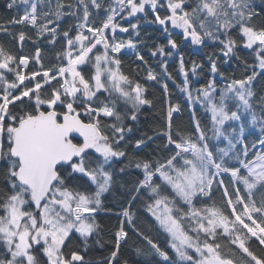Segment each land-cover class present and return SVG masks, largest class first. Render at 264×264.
<instances>
[{"label": "snow or ice", "instance_id": "1", "mask_svg": "<svg viewBox=\"0 0 264 264\" xmlns=\"http://www.w3.org/2000/svg\"><path fill=\"white\" fill-rule=\"evenodd\" d=\"M21 3L23 14L0 23V34L10 37L13 46L18 43L20 51L33 36L51 37L49 43L55 45L60 35L63 44L54 62L46 66L41 47L35 46L30 55H19L14 47L0 43V176L6 187L0 194V264H91L81 251L65 249L75 234L86 243L98 230L95 217L102 208V197L114 183L113 173L105 166L125 157L120 144L133 131L128 122H135L140 108L151 104L146 88L121 71L118 54L136 45L132 40L125 44L116 39L118 30L129 31L117 18L147 15L146 6L165 32L170 24L182 29L183 37L194 45H201L205 38L217 40L226 57L236 48L230 35L236 30L244 47L256 52L258 63L246 65L251 75L226 83L219 90V99L214 81L196 89L195 99L211 114V137L195 118L194 109L191 128L174 130L173 115L180 108H168L160 136L171 154L163 162L136 163L144 178L134 189L137 195L132 203L119 214L123 219L115 233L116 248L104 264H128L119 255L121 242L126 243L129 235L125 224L145 244L136 249L138 256H159L163 264H172L168 253L135 227L132 207L141 193L147 195L143 202L146 213L166 234L177 264H264V99L260 101L262 115L257 117L250 87L257 67L264 70V26L253 23L259 13L249 0H196L191 10H186L185 0H112L107 8L101 0ZM15 4L12 0L8 8ZM161 7L168 15H159ZM91 10L102 18L93 19ZM61 17L77 23L61 34ZM18 26L33 34L12 31ZM130 26L137 28L136 24ZM168 45L177 48L175 40L169 39ZM158 52L165 54L163 47ZM137 58L144 60L139 54ZM209 60L215 73L216 63ZM30 65L38 68L33 70ZM161 67L170 78L167 65ZM196 67L194 64L193 73ZM180 71L185 77L182 91L191 102L182 57ZM146 80L159 83L150 70ZM162 88L167 92L168 85L164 83ZM230 102H235V111L228 109ZM227 121L236 125L230 131ZM249 123L259 125L260 131L261 150L251 159L245 143ZM74 133L83 138L82 143L74 142ZM143 144L137 140L135 148L140 150ZM251 147L255 150L257 145ZM89 149L99 154L98 160L102 158L96 166L85 159ZM76 176L86 178L95 190L72 184ZM224 176L229 177L228 184ZM216 191L222 202L209 203ZM144 264H152L151 259Z\"/></svg>", "mask_w": 264, "mask_h": 264}, {"label": "trees", "instance_id": "2", "mask_svg": "<svg viewBox=\"0 0 264 264\" xmlns=\"http://www.w3.org/2000/svg\"><path fill=\"white\" fill-rule=\"evenodd\" d=\"M12 0H0V23H7L11 18L17 17L23 14L24 5L21 0H16V4L13 8H8V4ZM68 3L70 0H63ZM74 2V0H71ZM103 7L107 8L112 0H101ZM164 3L167 0H163ZM189 5L186 10H191L195 7L196 0H185ZM252 4L253 11L259 13L254 19L253 23L257 26H264V0H249ZM150 6L146 7L147 15L144 13H137L134 17L126 19L117 18L118 23L125 28H128L127 33L117 31V41H123L127 44L128 40H132L136 45L134 48L143 56L144 60L140 61L137 56L131 54H119L118 58L121 60V71L129 76L134 81H139L145 88V96L151 101L150 105H144L140 108L137 113V120L135 122H128V125L132 127L133 131L126 136V139L121 142L120 150L126 153L125 157L120 158L118 161L111 162V166H105L106 170L113 173L114 183L108 193H105L102 197V208L96 215L95 219L99 225L98 230L88 238L85 243L84 239L79 237V234H75L71 241L68 242L65 251L79 250L85 255L86 260L90 261L91 264H104L106 259L110 256V253L115 250V233L121 226L123 219L119 214L124 208L129 207L132 203V197L136 196L137 193L134 191L138 187V182L143 180L144 173L142 168H136L137 162L142 161H160L163 162L171 153L168 148L165 147L166 140L160 136L166 124V113L170 106H179L180 112L173 115V129L174 130H189L191 128V116L193 109L195 110V118L200 121L201 126L207 131L209 137L212 136L211 132V115L203 107H193L191 109V103L182 92L184 87V75L180 71V61L183 58L184 68L187 71L188 85L190 90L202 88L209 81H214L217 93L216 98L219 97V90L223 86L233 79H242L246 75H251V71L246 69L247 66L257 64L256 52L253 49H247L244 47V41L240 39L236 30L230 33L231 38L236 41V48L234 52L229 56H224L221 52V45L217 40L211 38H205L204 42L197 47L191 43L190 39H185L181 31L172 30L171 25H168V31L165 32L161 25L154 22V14L149 10ZM93 12V19H99L102 17L96 16V10ZM159 15L162 17L168 15L163 7L158 10ZM82 15V13H80ZM77 21L67 17H61L59 21L60 33L67 30L70 26L75 25ZM131 24H136L137 28L132 29ZM21 30L28 31L29 35H32V31L26 29L24 26H18L12 29L14 32ZM224 37H221L223 39ZM51 37H41L36 39L33 36L32 40L24 42L22 51L19 50L20 45L17 43L14 46L10 43L11 38L5 37L0 34V43H4L7 47H14L19 55H30L34 53L35 46H39L42 49V56L46 66L50 62H54L55 53L59 51L63 40L60 35L57 36L56 44L49 43ZM175 40L177 43L176 49H171L168 45V40ZM35 41V44H34ZM163 47L164 55H160L158 49ZM256 46H254L255 48ZM156 51L155 56L152 52ZM171 52V55L168 53ZM215 61L217 71L213 73L211 71V62ZM162 64L167 65V74L170 78L162 71ZM196 65V70L193 73L192 67ZM30 68L36 70L38 66L30 65ZM151 69L158 73L165 79V83L168 85L167 92H165L161 85L149 83L146 81V75L148 70ZM87 72V69H84ZM257 74L251 84V90L254 92L255 98L251 101L253 111L260 117L262 115V106L260 101L264 99V75H261V71L257 67ZM10 79L12 77H9ZM164 84V81H163ZM162 84V85H163ZM218 99V98H217ZM230 111H235V102L228 104ZM250 122V116L248 117ZM111 123V121H105ZM227 130L230 131L232 127H235L234 122L226 124ZM247 139L245 143L248 144L249 150L252 148L251 145L258 141L260 136L259 125L256 128L249 123L246 128ZM152 139L149 140L148 138ZM137 140L145 141V145L140 150L134 149V144ZM76 142V140H74ZM223 147L224 144H220ZM254 153L250 154V157ZM98 153L94 150L88 151V155L85 157L86 160L92 161V166H96L102 161V158L98 160ZM123 168L125 171L120 172ZM225 183H229V177L224 176ZM72 184L81 186V190L84 188H90L94 191L95 187L90 185L86 178L76 176L72 179ZM158 182V181H157ZM6 190L3 177L0 176V194ZM147 200V195L141 193L135 203L133 204L132 210L135 213L134 219L136 220L135 227L140 231L144 232L158 243L161 249L168 253L172 264H177L178 257L175 251L171 249L167 243L166 234H163L158 230V226L154 225L150 214L146 213L143 206V202ZM221 203L220 192L216 191L213 194L212 202ZM199 206V205H198ZM3 213L0 212V215ZM125 231H128L127 242H121L120 259L127 260L128 264H144L148 259H151L152 264H163V261L159 256L155 257H144L138 256L136 249L144 247L143 241L139 240L133 232L129 230L127 224H125ZM222 244H227V241H219ZM252 248L259 251L255 243H252ZM86 249V251H85ZM2 255V253H0ZM182 264V262H181Z\"/></svg>", "mask_w": 264, "mask_h": 264}, {"label": "rangeland", "instance_id": "3", "mask_svg": "<svg viewBox=\"0 0 264 264\" xmlns=\"http://www.w3.org/2000/svg\"><path fill=\"white\" fill-rule=\"evenodd\" d=\"M147 7V6H146ZM126 15V14H125ZM127 18H129V17H127ZM162 28H163V26H162ZM171 28H172V30H177V31H181L182 29H179V28H173L172 26H171ZM197 47H199L200 45H196ZM126 54H133V53H130V52H128V53H126ZM134 55V54H133ZM160 76V82H161V84H163V81H164V83H165V79L161 76V75H159ZM188 87H189V85H188ZM183 89V88H182ZM189 90H190V88H189ZM185 95H186V97H187V93L185 92V91H182ZM192 95H193V101H191L190 103H191V109H193V107H196V106H199V107H203V108H205V106L202 104V102L201 101H199V100H196L195 99V97L197 96V92H196V89L195 90H192ZM218 99H219V97H217ZM206 109V108H205ZM209 112V111H208ZM210 113V112H209ZM211 115V114H210ZM250 119H251V117H250ZM229 122H231V121H227L226 122V124H228ZM253 128H256V125L253 127ZM95 151V150H94ZM252 158V157H251Z\"/></svg>", "mask_w": 264, "mask_h": 264}, {"label": "built area", "instance_id": "4", "mask_svg": "<svg viewBox=\"0 0 264 264\" xmlns=\"http://www.w3.org/2000/svg\"><path fill=\"white\" fill-rule=\"evenodd\" d=\"M128 52H130V53H133V54H138L136 51H134L133 49H131V48H128V47H125L124 49H122L121 50V53L120 54H122V53H128ZM150 70V69H149ZM148 70V71H149ZM150 71H152V70H150ZM153 72V74H155V75H157V77H158V80H159V83H157V82H153V81H147V82H149V83H154V84H158V85H161L162 86V84H161V82H160V76L157 74V73H155L154 71H152ZM146 77H147V75H146ZM175 107V106H174ZM174 114H176V113H174ZM145 141H144V144L141 146V148L145 145ZM136 144V143H135ZM135 144H134V148H135ZM256 145H257V147H256V149H257V151H260L261 149H260V146H259V144H258V142L256 143ZM136 149V148H135ZM137 150V149H136Z\"/></svg>", "mask_w": 264, "mask_h": 264}, {"label": "water", "instance_id": "5", "mask_svg": "<svg viewBox=\"0 0 264 264\" xmlns=\"http://www.w3.org/2000/svg\"><path fill=\"white\" fill-rule=\"evenodd\" d=\"M73 135H74L75 139H78V140H80V141H81V143H82V139H83V138H82V137H80L78 133H74ZM91 150H93V149H89V150H87V152H88V151H91Z\"/></svg>", "mask_w": 264, "mask_h": 264}, {"label": "flooded vegetation", "instance_id": "6", "mask_svg": "<svg viewBox=\"0 0 264 264\" xmlns=\"http://www.w3.org/2000/svg\"><path fill=\"white\" fill-rule=\"evenodd\" d=\"M74 140H76V142L74 141L75 143H81V141L78 139H74Z\"/></svg>", "mask_w": 264, "mask_h": 264}, {"label": "bare ground", "instance_id": "7", "mask_svg": "<svg viewBox=\"0 0 264 264\" xmlns=\"http://www.w3.org/2000/svg\"><path fill=\"white\" fill-rule=\"evenodd\" d=\"M162 258V257H161ZM163 259V258H162Z\"/></svg>", "mask_w": 264, "mask_h": 264}]
</instances>
